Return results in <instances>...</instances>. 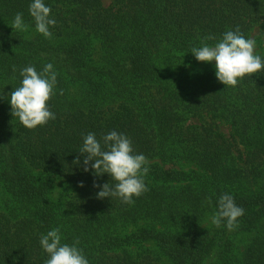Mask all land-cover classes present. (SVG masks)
I'll return each instance as SVG.
<instances>
[{
    "label": "trees",
    "instance_id": "1",
    "mask_svg": "<svg viewBox=\"0 0 264 264\" xmlns=\"http://www.w3.org/2000/svg\"><path fill=\"white\" fill-rule=\"evenodd\" d=\"M32 2L0 0V264H45L40 239L56 228L89 264H264V69L227 87L191 53L237 27L252 39L264 0H43L50 39ZM49 63L56 119L30 130L9 93ZM112 131L148 161L133 204L97 198L111 176L84 171V137L103 147ZM225 193L244 209L238 227L202 228Z\"/></svg>",
    "mask_w": 264,
    "mask_h": 264
},
{
    "label": "clouds",
    "instance_id": "2",
    "mask_svg": "<svg viewBox=\"0 0 264 264\" xmlns=\"http://www.w3.org/2000/svg\"><path fill=\"white\" fill-rule=\"evenodd\" d=\"M30 15L34 18L36 31L45 38H51L49 26H55L56 21L50 19L51 8L43 0H33L29 6ZM14 30L26 31L23 13H17L11 26ZM215 40L206 36L201 40V47H193L191 53L200 62H215L216 77L227 87H235L238 81L246 76H252L264 69V62L255 54L256 41L246 39L239 27L235 31H226L214 46L206 41ZM15 71V66H13ZM21 86L9 93L11 114L30 130L46 125L49 120H55L56 115L48 106L55 94L57 73L51 63L46 64L43 71L38 73L34 66H27L20 72ZM2 94V92H0ZM61 95L63 90H61ZM103 147L94 133L84 137L80 153L84 156V171L94 170V175L111 176L110 183L94 185L101 190L97 198L105 199L118 197L127 204L134 203V197H140L148 191L144 177L148 174V161L143 154H135L131 140L124 134L112 131L102 137ZM106 149V150H105ZM94 161V163H93ZM79 164L80 158L74 161ZM90 165V167H89ZM83 187V184H81ZM244 215V209L237 206L234 198L225 193L219 198L218 210L211 217L212 224L220 227L226 221L229 231L238 227V218ZM79 239L73 245H61V234L58 228L42 235L40 244L49 258L45 264H89L78 248Z\"/></svg>",
    "mask_w": 264,
    "mask_h": 264
},
{
    "label": "rangeland",
    "instance_id": "3",
    "mask_svg": "<svg viewBox=\"0 0 264 264\" xmlns=\"http://www.w3.org/2000/svg\"><path fill=\"white\" fill-rule=\"evenodd\" d=\"M112 2V0H105V4L108 6L110 5V3ZM259 37V38H257ZM252 39H254L256 41V45H255V54L260 53L261 51L264 50V26L263 27H257L252 34ZM214 62V61H213ZM215 63V62H214ZM197 122V121H196ZM220 124V128L223 132H225L227 135L230 134L231 129L230 126L223 123V122H219ZM211 215L207 216L205 218V220L202 222V228H208L210 226H212V221H211ZM240 237V236H239Z\"/></svg>",
    "mask_w": 264,
    "mask_h": 264
}]
</instances>
